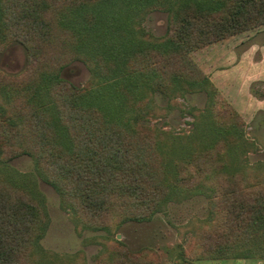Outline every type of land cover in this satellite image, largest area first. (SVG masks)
<instances>
[{
    "label": "trees",
    "instance_id": "trees-1",
    "mask_svg": "<svg viewBox=\"0 0 264 264\" xmlns=\"http://www.w3.org/2000/svg\"><path fill=\"white\" fill-rule=\"evenodd\" d=\"M151 11L168 13L162 37L141 26ZM261 26L264 0H0V48L16 40L28 51L23 77L0 73V264H54L39 243L44 196L6 164L20 155L82 229L109 233L205 189L237 245L202 259H264V184L235 164L239 114L191 57ZM74 60L89 69L83 87L61 75ZM153 92H205L201 115L190 110L198 135L165 140L139 125Z\"/></svg>",
    "mask_w": 264,
    "mask_h": 264
},
{
    "label": "rangeland",
    "instance_id": "rangeland-1",
    "mask_svg": "<svg viewBox=\"0 0 264 264\" xmlns=\"http://www.w3.org/2000/svg\"><path fill=\"white\" fill-rule=\"evenodd\" d=\"M141 26L153 37H162L167 32L168 13L151 11ZM191 57L239 114L243 141L236 148L235 164L245 175L244 181L264 184V107L250 106L254 100L264 99V26L196 49ZM27 58L24 44L8 41L0 48L1 75L23 77L28 69ZM61 75L78 87L90 78L88 67L80 60L72 61ZM148 98L151 108L144 111L139 125L155 129V135L165 140L177 137L184 143L185 137L198 135L190 110H198L193 113L201 115L207 101L205 92L175 98L153 92ZM6 164L26 175L44 196L49 222L39 243L54 264H119L120 260L131 264L133 259L135 264H220L211 260L234 259H202L209 250L237 245L225 223L226 215L216 209V198L211 200L205 189L170 197L150 219L116 222L106 233L77 225L73 214L61 207L58 193L36 175L29 156H17ZM9 172L10 177H17Z\"/></svg>",
    "mask_w": 264,
    "mask_h": 264
},
{
    "label": "crops",
    "instance_id": "crops-1",
    "mask_svg": "<svg viewBox=\"0 0 264 264\" xmlns=\"http://www.w3.org/2000/svg\"><path fill=\"white\" fill-rule=\"evenodd\" d=\"M252 105V107H259V105H261L262 107H264V99L263 100H254L253 104H250V106ZM211 261H215L214 263H219L220 264H264V259H256V258H241V259H229V260H211ZM224 261V262H221ZM213 263V262H211ZM211 263H207L205 262L204 264H211Z\"/></svg>",
    "mask_w": 264,
    "mask_h": 264
}]
</instances>
